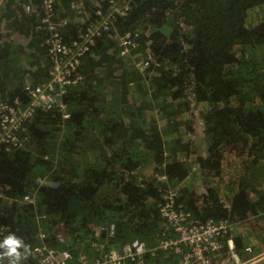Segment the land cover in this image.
<instances>
[{"label": "trees", "instance_id": "obj_1", "mask_svg": "<svg viewBox=\"0 0 264 264\" xmlns=\"http://www.w3.org/2000/svg\"><path fill=\"white\" fill-rule=\"evenodd\" d=\"M72 1L53 3L52 19H66L61 41L87 34L101 20L98 9L110 11L108 28L80 56L81 80L61 96L65 108H35L16 131L20 145L0 144L4 264H36L38 244L95 256L97 226L105 248L134 238L152 246L170 233L159 215L170 188L174 203L198 220L264 219L263 191L231 173L229 156H251L258 169L264 157V0H122L123 15L112 10L119 0H78L81 11ZM42 3L0 2V99L21 107L31 101L25 85L46 84L53 65ZM132 54L148 65L140 71ZM191 100L202 108L205 154L191 136ZM43 176L55 185L38 184ZM197 176L201 192L189 188ZM247 231L234 237L240 251L262 232L249 239ZM171 252L148 255L145 264H175Z\"/></svg>", "mask_w": 264, "mask_h": 264}, {"label": "built area", "instance_id": "obj_2", "mask_svg": "<svg viewBox=\"0 0 264 264\" xmlns=\"http://www.w3.org/2000/svg\"><path fill=\"white\" fill-rule=\"evenodd\" d=\"M54 1H43V16L41 18L42 23L50 29V36L46 41L49 45V55L53 60V65L49 70L50 79L43 85H25L24 88L31 97L30 103L25 107H21L16 99L14 101L0 99V144L20 145L16 131L21 129L23 120L29 117L35 108L40 107L45 110L52 107H59L61 110L65 108L61 96L68 86L81 80V76L75 74L80 56L93 43L92 37L108 28L111 13L106 15L97 10L96 14L101 18L99 23L89 27V33L81 36L82 39L79 43L74 40L67 45L61 41L57 30L66 24V19H52ZM119 1V5L112 7V10L123 15L128 4L126 1ZM110 2L114 3L113 0ZM129 37H131L130 33H125L120 40L121 55L127 51ZM147 59H138L137 66L140 68L147 66ZM62 116L67 117L68 113L63 111ZM160 179H164V176H160ZM37 182L38 184L55 185V183L48 182L45 176L38 177ZM173 195L170 190H166L162 195L163 202L159 207V215L171 226L172 230L170 233L163 231L154 246L147 247L142 240L134 238L120 246L105 248L103 243L98 242L102 227L97 226L92 231L90 242L99 247V254L95 256L81 254L74 257L68 249H57L45 244H38L31 249L36 264H128V261L132 264H144L148 255H154L157 250L161 249L177 253L179 258L176 264H259L264 260V247L258 250V245L249 244L245 245L241 251L237 249L234 237H231L236 223L228 219L198 220L192 218L188 211L174 203ZM23 201L33 203L34 199L25 195ZM114 228V224H109L106 228L108 235L113 234ZM39 235L43 237V233H39ZM4 244V233L0 227V250ZM0 264H4L1 259ZM10 264L28 263L13 260Z\"/></svg>", "mask_w": 264, "mask_h": 264}, {"label": "rangeland", "instance_id": "obj_3", "mask_svg": "<svg viewBox=\"0 0 264 264\" xmlns=\"http://www.w3.org/2000/svg\"><path fill=\"white\" fill-rule=\"evenodd\" d=\"M1 1L2 0H0V2ZM242 1L247 2V0H242ZM118 40H120V39H118ZM119 43H120V41H119ZM127 52H128V49H127L126 53ZM125 54H123V55H125ZM131 57L133 59H135L134 60L135 67L141 71V68L139 66H137V60L138 59L135 58L138 56L132 54ZM191 102H192V104H190L187 107L188 110H186L187 108L185 109L186 114H188L189 118L193 119V122H194L193 132H192L191 136L193 137L194 140H196L200 143L199 150H201V152L203 154H205V149H204V146L202 144L203 127H204V122H203L202 117H201L202 108H201L200 104H196L193 100H191ZM229 156H230V159L232 161V164L234 163L231 167V173L233 175H236L237 173H239L240 177H242L244 179H249V180L251 179V184L253 185V187H255L256 189H260L264 193V157L259 160L260 168L258 169V166H256V164L255 165L250 164L249 161H250L251 156H242V157L240 156L237 158L235 156V154H233V152ZM240 160H242V165L241 164H239V165H241L243 167H238L237 161H240ZM238 163H241V162H238ZM195 171L198 172V170H195ZM143 172H144L143 173L144 175L148 174V171H143ZM198 177L199 176H197L194 180L189 182V188L190 189L193 188V190L196 189V190L201 192L203 187L201 184V180ZM185 181L187 182L189 180L186 179ZM169 190H170V193H172V195L175 194L173 189L170 188ZM246 228H248V229L250 228V230L252 231V232H250L252 235H250L248 233L249 239L252 237L256 238L255 236L257 235V232L262 230V232H260L261 233L260 237H258V239H256L257 241H259L260 238L263 237L262 235L264 234V219L258 217V218H256V220H253V221L248 222L246 224H243V225L240 224L239 226L234 225L233 232H231V237H235V238H236V236L245 237L246 233L248 232L247 231L248 229H246ZM256 243H258V242H255V240H254V242H252L251 244L254 245ZM249 244H246V245H249ZM172 254H174L176 257L178 256V254L175 252L174 253L172 252ZM170 257H172V256L170 255ZM261 262L263 263L264 260Z\"/></svg>", "mask_w": 264, "mask_h": 264}, {"label": "water", "instance_id": "obj_4", "mask_svg": "<svg viewBox=\"0 0 264 264\" xmlns=\"http://www.w3.org/2000/svg\"><path fill=\"white\" fill-rule=\"evenodd\" d=\"M42 1H44V0H42ZM55 1H56V0H55ZM55 1H54V2H55ZM71 4H73L74 7L78 8L79 11H81V9H84V8H85V6L83 7L82 4H81L78 0H73V1L71 2ZM26 10H30V7L27 6V7H26ZM98 10H100V9H98ZM100 11H101V10H100ZM109 12H110V11H109ZM109 12H108V13H109ZM101 13H102V14H106V15L108 14V13H103L102 11H101ZM42 16H43V15H42ZM98 16H99V15H98ZM99 17H100V16H99ZM109 18H110V17H109ZM100 19H101V18H100ZM99 21H100V20H99ZM92 25L95 26V25H97V24H95V23H94V24H91V25L88 26V28L91 27ZM88 28H87V31H88ZM88 33H89V32H88ZM88 33H87V34H88ZM87 34H84V35H81V36H85V35H87ZM81 36H79V38L76 39L75 41H77V42L79 43L80 40L82 39ZM93 37H94V36H93ZM93 37H92V38H93ZM89 46H90V45H89ZM89 46H88V47H89ZM83 53H84V52H83ZM83 53H82V54H83ZM75 74H76V70H75ZM25 91H26V90H25ZM26 93H27V92H26ZM121 245H122V244H121ZM117 246H118V245H117Z\"/></svg>", "mask_w": 264, "mask_h": 264}, {"label": "clouds", "instance_id": "obj_5", "mask_svg": "<svg viewBox=\"0 0 264 264\" xmlns=\"http://www.w3.org/2000/svg\"><path fill=\"white\" fill-rule=\"evenodd\" d=\"M167 225H169V224H167ZM170 227H171V226H170ZM171 230H172V228L170 229V231H171ZM171 233H172V232H171ZM145 245H146V244H145ZM154 245H155V244H154ZM154 245H152V246H154ZM146 246H147V245H146ZM152 246H147V247H152ZM57 249H58V248H57ZM161 250H162V251H171V250H167V249H161ZM158 251H159V250H157L156 253H157ZM172 252H173V251H172ZM172 252H171V253H172ZM156 253H155V254H156ZM173 253H174V252H173ZM155 254H154V255H155ZM147 259H148V258L146 257V259L144 260V264H145V262H146ZM175 264H176V263H175Z\"/></svg>", "mask_w": 264, "mask_h": 264}, {"label": "crops", "instance_id": "obj_6", "mask_svg": "<svg viewBox=\"0 0 264 264\" xmlns=\"http://www.w3.org/2000/svg\"><path fill=\"white\" fill-rule=\"evenodd\" d=\"M258 239V238H257ZM255 242H258V243H256L257 245H258V249L259 248H261V247H264V245L263 244H261V239L259 240V241H257V240H255ZM251 244V243H250ZM259 264H264V262L262 263L261 261H260V263Z\"/></svg>", "mask_w": 264, "mask_h": 264}]
</instances>
